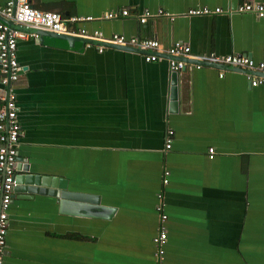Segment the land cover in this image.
I'll use <instances>...</instances> for the list:
<instances>
[{
  "label": "crops",
  "instance_id": "crops-1",
  "mask_svg": "<svg viewBox=\"0 0 264 264\" xmlns=\"http://www.w3.org/2000/svg\"><path fill=\"white\" fill-rule=\"evenodd\" d=\"M28 1L41 11L92 16L76 27L103 37H154L161 58L145 62L138 51L99 41L97 51V41L41 29L17 40L20 71L6 86L20 125L17 156L29 172L65 180L67 190L97 196L111 210L106 218L64 214L48 192L31 199L12 192L2 264H154L158 191L164 264H264V84L250 86L233 67L193 66L211 52L264 61V15L236 12L231 0ZM243 1L264 2L236 0ZM200 6L222 12L185 15ZM120 9L127 15L101 17ZM143 9L173 18L140 24ZM174 42L189 52L178 57L185 67L170 113L163 51Z\"/></svg>",
  "mask_w": 264,
  "mask_h": 264
},
{
  "label": "built area",
  "instance_id": "built-area-1",
  "mask_svg": "<svg viewBox=\"0 0 264 264\" xmlns=\"http://www.w3.org/2000/svg\"><path fill=\"white\" fill-rule=\"evenodd\" d=\"M234 10L239 13L250 12L260 18L264 15V2L243 1L236 4ZM219 7L208 8L207 6L193 7L186 10L187 16H201L221 13ZM126 9H120L118 12L109 11L103 13L101 17L110 19L117 14L127 15ZM156 16H165L169 19L173 15L158 9L151 12L143 9L138 15L137 20L140 24L154 19ZM0 85L8 86L15 81L20 71L16 61V42L28 36L36 37L33 31L28 30H45L56 35H65L69 37H80L86 40L99 41L113 44L116 46H129L137 48L142 53L145 62L158 61L161 58L159 52V43L156 38H139L135 36H124L122 34H111L109 37H103L102 34L93 30L86 31L84 28L76 27L77 23L91 21L92 16L80 15H61L55 11H41L33 8L28 0H5L0 4ZM4 20H11L12 23L24 29L12 27L5 23ZM89 44L86 43V46ZM102 45L97 44L96 50L101 51ZM167 55V67L169 71L177 72L183 67V63L178 57L187 56L189 48L180 42H174L163 51ZM201 63L215 65H224L233 67L245 72V77L250 86L264 84V61H254L246 55L224 54L217 55L209 53L206 57L198 59ZM201 63H194L193 66L200 67ZM256 73V74H255ZM261 75H260V74ZM218 75L221 77L222 73ZM20 134V125L16 118L14 106V94L8 88L0 96V264L3 263V254L5 248V237L7 228V210L10 203V197L13 192L15 183V163H16V144ZM172 131L167 130L164 139V147L170 146ZM213 149L208 147L207 156L211 158ZM168 171H162L161 184L167 183ZM157 202L154 206L158 215V227L156 233L151 237L153 245L154 264H163L164 250L163 246L166 241V233L163 222L166 215L163 212L162 192L156 193Z\"/></svg>",
  "mask_w": 264,
  "mask_h": 264
},
{
  "label": "water",
  "instance_id": "water-1",
  "mask_svg": "<svg viewBox=\"0 0 264 264\" xmlns=\"http://www.w3.org/2000/svg\"><path fill=\"white\" fill-rule=\"evenodd\" d=\"M231 2H232L231 9L234 10L237 2L236 0H231ZM0 19L3 20L2 18ZM4 21L6 24L10 26L13 25L16 26V28L18 27L20 29H24V27L14 25L11 20H4ZM35 31L37 32L38 30ZM51 36L55 38H61L67 40H78V41L81 40L79 37H69L65 35H56L52 33ZM97 44L99 43L97 42ZM107 46L121 50H131V51H138L140 53H143V51L130 47H119L114 45H107ZM193 63H201V61L197 60ZM201 64L203 65L204 63ZM184 67L185 65H183V67L180 70H183ZM177 79H178V72L171 71L170 79H169L170 84H169V96H168V100H169L168 112L170 113L175 112L177 110V91H178ZM7 88L8 87H6V89ZM15 170H16V174L14 179L16 185L13 187V192L18 193L22 199H31L33 195L36 193L47 194L48 192L49 195H52L58 199V210L60 213H64V214L68 213L71 215H84V216L98 215L101 218H106L110 213L111 209L108 206L99 204L97 196H89L84 193L69 191L66 189L65 180L62 181L58 177L41 175L36 173L34 174L29 172L28 163L24 162L23 159H21V157L17 156V154H16ZM156 202L157 199L155 194V204Z\"/></svg>",
  "mask_w": 264,
  "mask_h": 264
}]
</instances>
